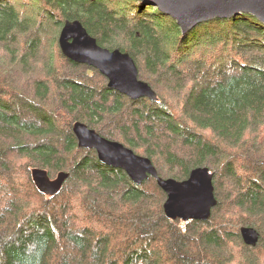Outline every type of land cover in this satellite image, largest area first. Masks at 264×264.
<instances>
[{
  "label": "trees",
  "instance_id": "trees-1",
  "mask_svg": "<svg viewBox=\"0 0 264 264\" xmlns=\"http://www.w3.org/2000/svg\"><path fill=\"white\" fill-rule=\"evenodd\" d=\"M228 13L184 33L151 0H0V264H264V22ZM66 20L130 53L157 99L66 58ZM76 121L164 178L208 167L211 217L183 230L156 178L138 185L103 164L79 146ZM35 167L70 175L49 196ZM243 226L259 231L255 246Z\"/></svg>",
  "mask_w": 264,
  "mask_h": 264
},
{
  "label": "water",
  "instance_id": "water-1",
  "mask_svg": "<svg viewBox=\"0 0 264 264\" xmlns=\"http://www.w3.org/2000/svg\"><path fill=\"white\" fill-rule=\"evenodd\" d=\"M165 14L173 17L186 33L206 20L221 17L222 13H252L264 22V0H151ZM228 13V14H229ZM62 54L80 64L96 68L108 80V86L131 99L156 100L157 93L150 83L139 77V68L130 55L120 48L109 49L99 44L79 20H66L60 35ZM73 131L80 147L94 149L99 160L114 168L123 169L133 182L141 185L151 176L166 194L163 205L166 216L180 219L206 221L217 205L214 173L206 166L193 168L185 180L159 175L151 158L137 154L125 144L102 136L86 123L76 121ZM69 173L60 171L51 178L45 168L31 170L32 180L42 193H58ZM259 231L253 226L241 227V236L247 245L255 246Z\"/></svg>",
  "mask_w": 264,
  "mask_h": 264
},
{
  "label": "rangeland",
  "instance_id": "rangeland-1",
  "mask_svg": "<svg viewBox=\"0 0 264 264\" xmlns=\"http://www.w3.org/2000/svg\"><path fill=\"white\" fill-rule=\"evenodd\" d=\"M168 16H169V15H168ZM229 18H230V17H229ZM229 20H230V19H229ZM61 29H62V28H61ZM60 32H61V31H60ZM58 39H59V38H58ZM58 43H59V42H58ZM58 46H59V44H58ZM59 47H60V46H59ZM134 60H135V59H134ZM135 62H136V61H135ZM136 64H137V62H136ZM137 66H138V64H137ZM138 68H139V66H138ZM95 69H96V68H95ZM94 75H95V74H93V75H91V76L89 75V77H93ZM101 75H102V74H101ZM102 76H104V75H102ZM104 77H105V76H104ZM105 78H106V77H105ZM106 79H107V78H106ZM142 80H143V79H142ZM107 81H108V80H107ZM154 165H155V164H154ZM108 166H109V165H108ZM111 167H112V166H111ZM45 169L48 171L47 168H45ZM48 174H49V172H48ZM57 174H58V173H57ZM57 174H56V175H57ZM56 175H55L54 177H51L50 174H49V176H50L51 178H55ZM159 175H160V174H159ZM68 178H69V177H68ZM68 178H67V179H68ZM173 178H174V177H173ZM67 179L65 180V182L67 181ZM217 184H218V183L215 184V188H216V189L218 188V185H217ZM63 186H64V184H63ZM216 192H217V190H216ZM219 194H220V193H219ZM220 196H221V194H220Z\"/></svg>",
  "mask_w": 264,
  "mask_h": 264
},
{
  "label": "built area",
  "instance_id": "built-area-1",
  "mask_svg": "<svg viewBox=\"0 0 264 264\" xmlns=\"http://www.w3.org/2000/svg\"><path fill=\"white\" fill-rule=\"evenodd\" d=\"M182 227H183V230H186V229H185V225H184V224H182Z\"/></svg>",
  "mask_w": 264,
  "mask_h": 264
}]
</instances>
